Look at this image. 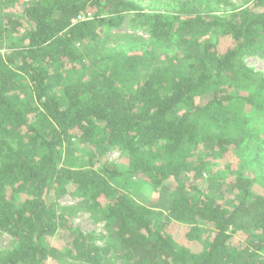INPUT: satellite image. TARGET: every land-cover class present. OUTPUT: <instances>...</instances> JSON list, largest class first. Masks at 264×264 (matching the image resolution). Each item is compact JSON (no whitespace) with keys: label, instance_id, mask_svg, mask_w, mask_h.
<instances>
[{"label":"trees","instance_id":"obj_1","mask_svg":"<svg viewBox=\"0 0 264 264\" xmlns=\"http://www.w3.org/2000/svg\"><path fill=\"white\" fill-rule=\"evenodd\" d=\"M163 12L137 13L150 40L111 46L112 30L136 0H0V232L13 246L0 264H47L58 255L82 264H264V197L238 175L228 202L173 188L161 213L122 192L127 177L159 185L237 139L232 106L260 113L264 77L244 58L264 57V0L220 13L232 0H163ZM19 7V8H18ZM90 16L74 22L79 16ZM222 39L230 44L219 50ZM111 47V48H110ZM207 97L202 104L197 100ZM75 140L92 150L76 155ZM116 148L121 172L106 161ZM126 183V184H125ZM70 195L73 207L47 203ZM84 211L105 222L103 245L72 227ZM182 224L196 252L167 233ZM200 226L207 233L200 238ZM59 232L65 244L45 242ZM199 235V236H198Z\"/></svg>","mask_w":264,"mask_h":264},{"label":"rangeland","instance_id":"obj_2","mask_svg":"<svg viewBox=\"0 0 264 264\" xmlns=\"http://www.w3.org/2000/svg\"><path fill=\"white\" fill-rule=\"evenodd\" d=\"M140 6L139 12H129L125 14L123 25L119 29L112 30L114 39L108 41L111 46L126 47L133 38H139L144 42L150 39L146 26L142 25L140 20L136 18L137 13H156L163 12L167 7L163 0H136ZM252 2L247 3L246 0H232L230 5L221 7L218 12L225 13L233 10L251 6ZM19 8V7H18ZM12 4H3L0 10V17L17 12ZM230 42L228 39H222L219 43V50H226ZM111 48V47H110ZM244 63L249 68L262 74L264 77V57L260 55H250L244 58ZM264 103V92L260 97ZM207 97L197 100V104H202ZM233 120L231 122L230 131L233 132L237 139L236 146L227 148V153L221 158H209L203 160L205 150L202 145L196 148L198 159H190L191 171L181 176L166 180L164 183L154 185L141 179V177H127V184L122 192L131 195L135 201L145 205L157 212H160L161 218L165 217V211L170 199L173 188L181 185L184 191L189 195L198 192L209 193L218 199H224L228 202L232 191V184L238 175H243L252 180V192L256 195L264 197V121L260 119V113L250 111L240 107L238 104L232 106ZM76 155L80 158H87V154L92 150L89 146L80 145L76 140ZM107 162L114 164L121 172L128 169V158L126 154L116 148L106 153ZM47 203H54L58 207H73L82 201L80 197H72L70 195L56 196L53 192L46 196ZM70 223L73 228L84 233H94L99 237L98 244L103 245L104 240L100 239L106 236L105 222L96 219L89 213L84 211L77 212L71 217ZM200 238L207 233V226H200ZM167 233L173 238L174 242L190 249L192 252L199 250L200 243L197 239L186 240L187 232L182 224L171 223L167 228ZM45 242L52 247H63L65 240L62 239L59 232L50 234L45 238ZM13 246L12 239L6 234L0 232V262L6 252L11 250ZM47 264H82L76 262L70 257L58 255ZM107 264H125L118 258L111 256Z\"/></svg>","mask_w":264,"mask_h":264},{"label":"built area","instance_id":"obj_3","mask_svg":"<svg viewBox=\"0 0 264 264\" xmlns=\"http://www.w3.org/2000/svg\"><path fill=\"white\" fill-rule=\"evenodd\" d=\"M88 19H90L89 15L88 16L81 15L74 22L85 21V20H88Z\"/></svg>","mask_w":264,"mask_h":264}]
</instances>
